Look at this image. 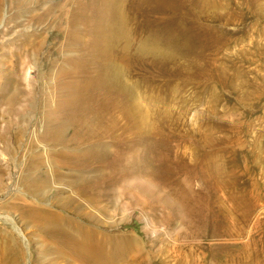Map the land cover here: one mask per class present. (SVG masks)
Returning <instances> with one entry per match:
<instances>
[{
	"label": "rangeland",
	"instance_id": "1",
	"mask_svg": "<svg viewBox=\"0 0 264 264\" xmlns=\"http://www.w3.org/2000/svg\"><path fill=\"white\" fill-rule=\"evenodd\" d=\"M30 1L0 0L1 76L10 68L25 77L26 66H9V52L40 29L27 22L40 0ZM36 12L49 30L21 88L69 111L29 110V151L38 161L24 166L22 146L0 148V264H97L102 255L108 264H264V0H43ZM55 40L60 57L46 71ZM71 80L87 88L65 104ZM7 85L0 83L6 105L17 90ZM131 101L140 111L127 122ZM43 115L64 121L57 143L43 138ZM10 117L14 133L25 121ZM132 126L151 141L149 152L182 158L171 182L144 166L104 196L71 194L51 151L86 152L97 128L110 132L100 142L110 146ZM94 162L85 173L108 171ZM187 178V192H177ZM81 235L90 244L82 251Z\"/></svg>",
	"mask_w": 264,
	"mask_h": 264
},
{
	"label": "bare ground",
	"instance_id": "2",
	"mask_svg": "<svg viewBox=\"0 0 264 264\" xmlns=\"http://www.w3.org/2000/svg\"><path fill=\"white\" fill-rule=\"evenodd\" d=\"M36 0H31L30 4H34ZM43 0L38 1L35 7H28L26 14L28 16L27 22L34 23L37 22L40 26V29L37 31H29L26 34L18 37L14 40L13 43V50L9 52L11 57L9 66H12V63L19 65L18 70L21 71L22 69L27 67V71L25 73V77H28V70L30 71V66L28 65L30 62H34V60L41 54V49L44 44V40L46 38V33L49 30V27L44 24L45 20L41 18L36 10L40 8ZM29 3V2H28ZM29 4V5H30ZM25 6V5H24ZM27 6V4H26ZM34 6V5H33ZM26 16V17H27ZM14 16H10V19H14ZM19 19V16L17 17ZM21 22V21H19ZM27 22L21 23L23 25L28 24ZM16 23V22H15ZM43 24V25H42ZM53 29L60 30L61 26V15L59 13L53 15ZM43 27H42V26ZM37 27V26H36ZM16 38V37H15ZM0 45V53L6 54L4 48L2 49ZM53 50L57 52L55 55L54 60L52 62V66H47V70L54 68L57 64V60L60 57L58 51L61 50V42L54 41ZM9 58V57H8ZM7 60V59H6ZM14 60V61H13ZM0 63L2 64L3 61L0 59ZM32 64V63H31ZM7 71V70H6ZM20 72H12L9 70L6 72L4 76L0 75V83L3 84L4 89H9L10 86L7 84H14L17 90L11 91L14 95V101L11 103H7L8 105L4 104L5 97L3 92L0 93V148H11L10 143L15 144L16 147L21 148V152L23 150V156L25 165H29L30 161H38L39 154L33 155V152L29 151V148H32V143L28 141V123L26 122V116L30 111L36 112L38 109L42 110L43 108L49 110L50 112H54L55 108H59L62 111H69V107L63 104H55L53 107L49 104V100H42V96L39 97L38 100H33V97L30 95L29 92H25L22 86V80ZM91 83L90 81H86L84 85ZM86 86H77V82L71 80L69 85L66 89V96L63 99V103H75L81 97V89H86ZM93 90H96L97 87L92 86ZM98 91V89H97ZM99 92V91H98ZM55 96L59 98H63L60 96V92H55ZM115 98H118V94H114ZM41 102H44L43 105H40ZM6 103V102H5ZM103 104L102 101H100ZM37 104V105H36ZM132 104V105H131ZM18 105V106H17ZM47 105H50L47 107ZM131 105V110L130 109ZM75 111V115H78V108L73 107ZM137 104L135 101H131L129 103L128 108L125 109V118L128 122L131 117L134 116L137 110ZM132 112V114H131ZM18 116L19 119L25 121L24 125L21 128H17L14 133H12L11 128V120L14 118L10 117L9 119H5L6 116ZM102 115L95 113L96 118H100ZM85 118L86 115L84 114ZM44 123L46 124V135H44V139L49 141L50 143H57L59 135L64 129V121L62 119L57 120L56 118L52 117L49 118L48 115H43ZM110 135V132L106 131L100 134V128H97L94 132L93 141H86L90 142L89 147L87 148L86 152L76 151V152H68V153H61L58 150L54 149L51 151L52 154L57 155L61 158L63 167H66L67 173L66 175L70 177V179L66 182V186L68 187V191L75 195L77 198L79 197H89L96 193L99 196H104L109 187L112 186H121L122 183L120 179L128 180L135 175L136 168H144L153 166L156 170H161L165 172V176L167 178V182H171L172 177L176 176L179 172L178 168L184 165L182 158H179L176 154L172 155L170 153V149L167 150V154L162 155V151H151L149 152L146 146H148L149 141L148 138H142V134L137 130L136 126H132V128L128 131H122L116 136L115 138L110 140L111 145L105 144L104 146L100 144L101 141L107 139ZM48 142V143H49ZM49 143V144H50ZM48 144V145H49ZM55 145V144H53ZM34 146V145H33ZM79 146V145H78ZM36 147V146H35ZM85 147V146H83ZM110 150V154L108 158L102 159V155L105 154L106 148H113ZM77 148V147H76ZM76 148H68L69 150H73ZM82 148V147H80ZM172 149V148H171ZM32 151V150H31ZM46 151V150H45ZM169 158V159H168ZM161 159H165L166 161H160ZM94 161H100L95 164V166H103L108 171L107 172H92V173H85L86 170L90 169V164L95 163ZM122 162V164H120ZM126 164V165H125ZM122 166V167H121ZM173 168L175 170L174 175L170 174V169ZM117 170V176H114V171ZM80 171H84V173L79 174ZM187 183L188 178L186 181L177 184L176 189L177 192L181 193L184 190L187 192ZM45 184V183H44ZM184 189V190H183ZM72 203H75V199H69ZM74 208V205H73ZM78 210L76 207L71 213ZM70 213V210L69 212ZM39 214V213H38ZM60 227V226H55ZM85 235L88 237L90 231L89 229L85 230ZM78 241L77 247L80 251L88 249L89 243L85 241V238L81 235ZM4 253L0 250V258L3 257ZM108 255H102L94 258V261L97 264H108ZM93 264V262H92Z\"/></svg>",
	"mask_w": 264,
	"mask_h": 264
}]
</instances>
